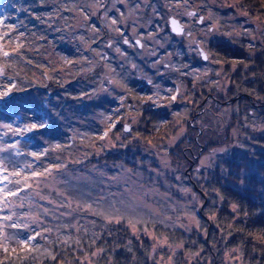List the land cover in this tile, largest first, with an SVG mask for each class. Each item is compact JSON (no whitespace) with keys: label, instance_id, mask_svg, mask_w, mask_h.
Returning a JSON list of instances; mask_svg holds the SVG:
<instances>
[{"label":"trees","instance_id":"trees-1","mask_svg":"<svg viewBox=\"0 0 264 264\" xmlns=\"http://www.w3.org/2000/svg\"><path fill=\"white\" fill-rule=\"evenodd\" d=\"M155 1L158 6L162 5L160 0ZM189 1L197 3L200 13H205L209 19L218 23L215 12L218 11L217 6L221 5L222 11L219 12H222L224 21L219 23V29L222 31L227 30L226 25L231 28L236 26V22L228 19H234L236 11L242 14L249 12L250 17L264 22V0H214L213 6L209 0ZM13 4L17 5L14 9ZM59 4L62 5L60 0H0V13L4 16L0 20L16 31H21V43L24 46L20 49V57L14 58L15 67L9 70V75L15 78L12 81L4 79L6 81L0 83L9 87L11 82L15 85L9 94L10 98L0 102V125L9 124L14 115L32 124V118L36 116L40 120L39 115L43 113L41 118L45 127L27 134L29 138H24L26 135L19 138L18 140L22 139L20 150L27 153L43 148V144L47 145V149L62 143L65 145L62 146V151H49L46 158L36 162L40 167L62 164L65 170L82 172L88 171L91 166L99 167L102 163L109 164L111 161L131 165L124 155L129 152L134 157L139 154V149L133 152L121 143H116L114 149L113 144L105 143L107 139L100 140L96 136L98 144L95 142L97 146L92 150L93 135L83 136L79 132L86 125L91 130L95 127L92 122L94 118H90V115L107 112L115 104L105 94H99L94 102L90 100L96 94L98 86L107 81L104 77L109 61L99 60V66L91 72L82 70L73 75L61 73L63 54L74 55L71 45L75 33L68 31L73 28L69 25L75 24L74 13L59 11L52 23L55 31L51 23H44L58 9H62ZM47 12H50L49 15ZM60 17L69 18L68 24H63ZM2 30L3 26H0V31ZM83 30L85 29L80 34H84ZM16 31L12 36L17 35ZM245 34L247 33L234 31L226 39L223 38V41H206L205 52L209 57L215 58L213 70H221L222 67L220 75L226 84L222 95L216 92L218 86L215 83L218 78L213 72L204 81H194L192 78L177 81L178 85L182 83L185 90L177 99L186 105L183 112L188 118L184 121V134L172 150L166 151L173 167V173L166 176L169 184L167 190L171 196L181 201L178 192L173 189L174 186H179L193 193L199 200L198 204L189 208L195 212L196 227H169L168 224L150 223L148 220L139 224V229L147 224L149 228L152 226L149 229L151 232L136 235L126 221L109 223L99 215L78 211L72 213L69 219L83 214L87 221L82 223L79 220V223L84 228L72 227L62 233L54 232L46 239L38 238L33 242L41 249L37 252L30 253L28 249L18 246L15 252L11 251L12 246L8 252L0 249V264H89L90 261L91 264H157L155 247L159 241L153 237L167 239L174 246H180L173 254L165 249L160 251L165 257L171 258L172 264H264V241L260 239L264 236V36L263 39L254 41L253 46H249L246 43L249 39ZM104 38L102 33L96 43L91 44L94 52L104 51L105 47L101 46L105 43ZM59 53L63 54L58 56ZM196 59L202 62L201 57ZM179 61L182 65L190 62L193 64L195 59L188 60L181 56ZM122 85L125 91H135L136 97L133 98L141 105V112L138 114V126L132 127V133H126L121 138L135 133L141 143L160 147L178 129L176 118L179 115L171 113L172 110L179 109L178 105L171 104V108L165 110L154 108L151 103H139L141 89L137 88L136 82L126 81ZM207 95H210V99L205 102L206 108L209 102L214 108L217 100L223 102L236 99L224 106L225 112L220 111V133L212 127V120L211 126L209 125L208 116L205 117L203 112L191 120L192 115L201 109L200 103ZM235 106L238 107L237 111ZM66 107L70 108L72 116L85 117L83 123L71 121V117L65 114ZM116 107L122 108V105L118 104ZM123 118L121 116L120 121ZM120 121L109 132L108 139L111 142L116 139V135L121 136L124 132ZM70 126H74L75 131L68 132ZM67 136L70 139L65 143L63 140ZM10 137L9 133L5 138ZM197 153L199 157L215 153V157L204 170H197L195 164V168L185 174L184 171L190 166V158ZM7 156L6 153H0V158ZM28 158L29 156L22 155L15 160L22 165ZM80 193L77 190L73 194L79 196ZM85 194L81 202H85ZM233 205L236 206L235 211ZM43 220L46 221V226L61 223L50 217H43ZM65 221L67 220L64 223ZM63 233L71 238L69 244L61 242L66 237ZM17 235L25 237L29 232H19ZM54 235L59 237L57 243ZM77 240L79 243H76ZM45 249L56 259L43 254ZM100 249L103 251H99ZM94 252H98V255L93 256Z\"/></svg>","mask_w":264,"mask_h":264},{"label":"rangeland","instance_id":"rangeland-1","mask_svg":"<svg viewBox=\"0 0 264 264\" xmlns=\"http://www.w3.org/2000/svg\"><path fill=\"white\" fill-rule=\"evenodd\" d=\"M110 1L104 5V7H108L110 5ZM213 6L214 0H209ZM136 0H133V3H135ZM162 2V9L163 12L159 13L158 5L155 0H141L142 7L140 9L139 13V19L136 24V36L135 37H141V36H147L149 34H155V39H146L143 41V43L146 45L145 48H131L126 49L125 44L122 42V39L120 36H118V39L120 37V45L116 44L114 48H112L113 52L109 54L110 58H114L111 63V68L108 65L105 67V73H107V67L111 68L113 71L110 72L109 76L119 82V84H112L109 83L108 80L105 82L103 81L100 86L97 88V92L95 95H92L91 101L94 102L96 100L97 96L99 94H105L108 98H110L111 103H115L107 112H102L96 116L90 115V118L92 119V122L95 124V127L91 130V127L86 125L84 127H81V131H79L83 136H89L93 135L91 138V144H92V150L97 146L95 144L97 136L100 137V134L102 133V129H105L106 131H109V124L116 125L117 121H120V117L123 116V121H120L123 125H129L130 130L124 131L121 136L116 135V139H112V142L108 139L105 143H109V145L113 144V148L115 149L116 143L123 144L124 147L127 146V149L130 148L131 151L137 152L139 149V154L131 157L130 153L128 152L127 155H124V158L128 159L132 164L126 165L120 161H111L108 162L109 164L102 163L99 167H93L91 166L88 171H82V172H72L70 170H65L67 173V177L65 176V173H54L61 181L65 180L68 177H84L85 179L83 181H77L73 179L72 183L73 186L79 190L81 193L85 194L84 197L85 203L90 204L94 206L95 211L104 212L105 215L108 213H115L120 217V220L126 221L127 225L129 226V221L135 224V231L132 227H130L133 234H145V232H151L146 224V226H142L139 229V224H144L148 220H150V223H159L166 225L170 227L173 225L174 227L179 228H186L191 229L192 227H196L197 225V219L195 218V212L193 210H189V208L193 205H196L199 203V200L195 197L193 193L190 191H184L183 189L179 188V186H174L173 189L178 192L179 196L181 197V201L171 196L170 192L167 190L169 187L168 181L166 179L167 175H171L173 173V167L171 165V158L166 154V151L172 150L173 147L177 144L180 137L184 134V121L188 118L187 114L183 112L185 109V106L183 102L179 99L174 101H170L168 98L171 95H175V91L179 90L178 87L171 86L169 88L167 87V90L165 92H157L156 96L153 94L154 91L152 89H148V84L146 83L147 87H143L139 94V100L141 102L139 103H151L152 106H156L159 108H165V110H168L171 108V104H177L179 109L172 110L171 113L174 115H179L176 118V123L178 125V129L174 135H171L164 143L160 144V147H158L156 144H143L140 142L139 137L137 134H133L126 138H121L122 136H125L126 133H129L131 131L132 127L138 126V119L139 118V112H141V105L137 104L135 102V91H125L124 86L122 83L124 81L133 80L135 76L137 75V71L139 69V65L135 64L134 67V73H131L128 68L127 61L130 58H134L135 56L133 53H136V55L143 60H146L149 62L150 66L153 67L154 64L159 63V59L163 60L164 62H169L171 70L177 74V78H180V81L183 82L186 78H192L194 81H204L207 78H210L211 73H215L217 75L218 81L215 83L218 86V89L216 92L222 95L223 93V86L226 85L224 80L222 79L220 72L222 70L215 69L213 70L215 66V58L209 57V55L206 53V55L209 57V59L202 61L195 66L190 62L189 67L182 68L179 63H174L171 61V57L167 56L165 54L168 47H171L173 43H176L179 39L174 36V34H168L167 31H164V27L167 24V17L169 15H173L175 18L179 19L180 22L184 25V33H191V36L183 34L182 37L185 39L186 46H184L182 49L178 50V56H184L187 55L190 60L192 58H198L199 57V50L206 48L205 44L206 41H223L226 37L233 33L234 31H238L240 33H247L245 36L249 39L247 40V45H254V41H259L263 39L264 36V22L256 19L255 17H250L249 12L242 14L240 11L234 12V19H229L231 22H236V26L233 28L230 27V25L227 26V30L222 31L219 29V23L222 24L224 19L222 16L221 5L220 7L217 6V10L215 12V16H217L219 23L217 21H213L206 16V14L200 13L203 18V22H196L197 19H192L193 22H190L185 19V16H187V12L189 10L195 11L198 9V5L195 2L189 1V5H185L183 9L177 8L175 6L176 2H179V0H160ZM52 3V1H51ZM116 3V2H115ZM195 3V4H193ZM234 3V2H233ZM118 4V3H116ZM216 4V3H215ZM124 4H122L123 6ZM16 4H13V9L16 7ZM52 6V5H50ZM49 6V9L51 8ZM61 8H63L62 5L59 4ZM86 9H84L85 11ZM98 13L100 15L104 12L103 9H101ZM199 10V9H198ZM79 9H77L74 13L75 21L77 19L80 20V23L82 27H75L70 28L71 32H74L75 34L72 36V45H71V51L74 53V55L70 54L65 56L66 54L59 53L58 56H61L63 54V66L60 68V71L62 74H69L73 75L77 72L81 73L82 69H85L89 67L87 63H81V61H84L86 58L94 57V51H84V45L80 43V40L78 39L79 36L83 35L85 38H88L90 36L89 29L92 27L98 28L97 21L95 20V15H90L89 19L87 21H84L82 17H79L77 15V12ZM86 13H90L91 9L86 10ZM127 11V8L124 7L122 10L120 8H116L114 4H112L111 9L107 11L106 14L111 15L109 19H118L121 15V13H124ZM182 11L183 14L176 15L177 12ZM15 13V12H13ZM50 12H47L49 15ZM105 13V12H104ZM93 16V19H90ZM3 14L0 13V19H2ZM53 18L49 19L47 18V22H44L45 24L53 23ZM207 20V21H206ZM104 23V21H102ZM201 23V24H200ZM63 24H65L63 22ZM76 24V22H75ZM74 24V25H75ZM123 25L127 24H120L118 27H120V30L123 28ZM213 25H215V28H213ZM53 30L55 31L56 28L53 26ZM129 27V26H128ZM65 29H68V27H65ZM84 31V34H80V31ZM99 29V28H98ZM209 29H212L209 31ZM166 30V29H165ZM132 31V29H131ZM17 35H13V37L18 36L21 34V31H16ZM78 32V33H77ZM99 34L98 36L100 35ZM181 37V38H182ZM124 38H128V32L125 33ZM107 39V38H106ZM105 39V40H106ZM103 40V42L105 41ZM193 40L195 43H193ZM117 41V40H116ZM22 42V36L18 43ZM104 44L102 43L101 46ZM208 46V44H207ZM119 48L123 55L118 54L115 52V48ZM11 50V49H9ZM101 53L104 51L99 50ZM105 54H108V52H105ZM107 61L111 62L107 58ZM70 62V63H69ZM108 62V63H109ZM188 62V61H187ZM50 64V63H49ZM220 66V63H219ZM46 69V68H45ZM47 71V69H46ZM143 71V69H142ZM85 72V71H83ZM84 74V73H83ZM124 77H126V80L121 81ZM177 79L176 77H172L171 81L175 82ZM6 80L0 78V83H4ZM215 82V80L213 81ZM10 86H12V82L10 83ZM157 89H159L158 86H155ZM165 89V86L160 85V89ZM180 88L183 89L182 83L180 84ZM181 90V91H182ZM0 91H2V88H0ZM172 91V92H171ZM182 91V92H183ZM171 92V95L169 96V93ZM134 97V98H133ZM162 97H164L162 99ZM151 98V99H149ZM210 99V95H207L202 102L203 108L200 109V113L202 112L205 114V117L208 116L209 119V125L211 126V120H212V127L215 131L221 132L222 129V123H221V113L220 111L225 112V105L234 102L236 99H229L226 101L221 102L218 104V100L216 105L213 107L211 102H209L208 108L205 106V102ZM42 101L47 103L45 98H42ZM161 101V102H160ZM1 102V101H0ZM120 103V106L122 105V108L116 107ZM201 102V103H202ZM29 103V101H28ZM200 103V104H201ZM115 107V108H114ZM238 107L235 106V110L237 111ZM120 112V113H118ZM65 114L67 116L71 117V121H78L79 123H83V118L85 117H78L72 116L70 113V108H65ZM184 114L186 118L184 119ZM215 116H212V115ZM43 113H41L40 120L36 119L35 117L32 118L34 121L32 123L39 124L43 121L41 116ZM193 116V115H192ZM87 117V116H86ZM107 117H112V120L110 122H106ZM192 119V118H191ZM206 119V118H205ZM9 124H13V127L17 126H23L25 124H28L27 122H24L23 120L18 119L16 115L13 116V118L10 120ZM115 127V126H114ZM74 126H70L68 128V132L75 131ZM63 130V129H62ZM111 130H113V127H111ZM0 131H5L4 129H0ZM63 132V131H61ZM64 133V132H63ZM132 133V132H130ZM11 135V133H10ZM31 135V134H30ZM21 137H16L11 135L10 139L7 140L6 138L2 143H14ZM24 138H29L27 135ZM23 138V139H24ZM68 136L66 140H63V142L68 143L69 142ZM22 140V139H21ZM19 140V144L20 141ZM97 143V142H96ZM98 144V143H97ZM65 144L62 143L61 146H64ZM67 145V144H66ZM43 148H38L32 152L36 151H43L44 149H47V145L43 144ZM19 147V145H18ZM123 147V148H124ZM107 148V147H106ZM154 152V153H153ZM200 153V152H199ZM199 153L196 155H192L190 158V166L185 170H190L191 168H195V164L197 170H204L205 168L209 167V163L211 160L214 159L215 153H210L209 155H203L199 157ZM6 155H9L6 153ZM18 157H14V159H17ZM31 157L29 156L28 160L31 161ZM198 160V161H197ZM124 170H128L131 173L130 178L125 182L121 180L120 182H113L110 177L120 176L123 174ZM184 171V173H185ZM196 177V175H194ZM181 181H179L180 183ZM62 187L63 185H59ZM85 192H83V191ZM44 194H47L48 190H43ZM55 196V193L52 194ZM43 207H51V205H47L43 201H39ZM188 209V211H187ZM24 211V209L20 210ZM60 211H66L65 209H61ZM87 211H82L81 213H84ZM43 219V217H42ZM67 221H65L66 224L73 223L74 225H80L79 220L82 221V223L87 221V218L83 216V214H78L75 218L69 219V217L65 218ZM45 221V220H44ZM70 221V222H69ZM46 222V221H45ZM72 225V224H70ZM72 227H67L66 230L71 229ZM65 229H61L55 233H62L66 231ZM149 235L151 233H148ZM64 236L67 235V233H63ZM63 238V237H62ZM56 236L54 235V241L57 243ZM156 240L161 241L164 240L163 238H157ZM159 243L156 244L155 251L157 252L158 260L161 264L168 263L169 257H165L163 253H160L161 249H165L166 252L173 254L175 250H179V247L176 245L174 246L170 242H168L167 246H158ZM91 262V261H90Z\"/></svg>","mask_w":264,"mask_h":264},{"label":"snow or ice","instance_id":"snow-or-ice-1","mask_svg":"<svg viewBox=\"0 0 264 264\" xmlns=\"http://www.w3.org/2000/svg\"><path fill=\"white\" fill-rule=\"evenodd\" d=\"M107 2L108 0H60L63 8L58 9L57 12L53 13L52 17H49V19L58 16L59 11L61 10L76 12L77 9H79L77 15L82 17L84 21H87L90 15H95L96 12L103 9L105 12L103 26L108 28L110 32L117 33L121 37L122 42L125 45H129V39L124 38L125 33L120 30L118 25H129L132 28L133 37L136 36V24L142 7L141 0H136L135 3H133V0H115L116 3L124 4L127 8V11L121 13L118 19H109L107 17L106 13L109 9L104 7ZM187 4L188 0H179V2L175 3V6L183 9ZM85 8L91 9V12L86 13L84 11ZM181 14H183L182 11L176 13V15ZM186 14L188 17L196 15V13L192 11H188ZM60 19L65 24H68L69 18L60 17ZM203 19L205 18H201L198 22H203ZM170 23L173 32L191 36V33H184V26L181 25L177 19H171ZM0 26H3V30L0 31V78L12 81L15 77L9 75V70L15 67L16 60L14 58L20 57V49L24 47L22 43H18L22 34L13 37L12 33L15 32L16 29L12 26L5 25L2 20H0ZM69 26L73 28L82 27L79 19L76 20L75 25ZM213 28H215V25H213ZM211 30L212 29H209V31ZM99 31L100 29L92 27L89 29L90 36L88 38H85L83 35L78 37L80 43L84 45V51H92L91 44L96 43ZM146 39H155V34L135 38V46L145 48L146 45L143 41ZM193 43H195L194 40ZM103 47L114 48V44L112 42H106ZM114 50L118 54L123 55L118 47ZM21 59L23 58L21 57ZM106 59L107 57L100 51H95L94 57H89L84 61H81V63H87L89 65V67L82 70L91 72L93 68L99 66V60ZM204 59L207 60L209 57L204 54ZM107 71L112 72L113 70L109 67ZM104 78L108 80L109 83L119 84L117 80L110 76L106 75ZM0 88L3 89V91H0V101H4L6 98H10L9 94L13 88H15V85L13 84L9 87L7 84H3L0 85ZM176 99V95H171L169 97L170 101ZM111 120L112 117L106 118V122H110ZM114 126V124H109L108 130L110 131L111 127ZM44 127L45 125L43 122L39 124H25L17 127H13L11 124L0 125V129L5 130L0 131V153L9 154L7 157L0 158V249H3L5 252L9 251L10 246H12V252L17 250L16 246L19 248H26L30 253L41 251V249L33 243L38 238L46 239L48 235H51L60 229L66 230L69 226L78 229L84 228L82 225H70L64 223L65 218L78 211H87L92 215H99L109 223L113 221L116 223L120 222V217L117 214L108 213L105 215L104 212L95 211L93 205L81 202L83 193H80L79 196L73 194L77 191L73 186V179L83 181L85 179L84 177L73 176L61 181L56 175H54V173H65V176L67 177L64 165L50 164L49 166L40 167L36 163L42 161L43 158H46V154L49 151H62L63 148L61 145H56L54 148L44 149L43 151L25 153L18 147L19 140L14 143H2L9 133L13 136L22 138L33 131L43 129ZM124 130H129L127 125H125ZM107 136L108 132L106 131L99 137V139L104 140ZM22 155L30 156L32 158L31 161L25 160L21 165L20 162L14 159V157ZM130 176L131 173L128 170H124L122 175L110 177V179L113 182H120L121 180L126 182ZM59 185L63 186L60 187ZM44 189L48 190L47 194H44ZM184 191H187V189ZM53 193H55V196L52 195ZM39 201H43L47 205H51V207H43ZM22 209H24V211H20ZM61 209H65L66 211H60ZM235 209L236 206L233 205V210L235 211ZM42 217H50L53 221H61V223L46 226ZM129 226L135 231L134 223L129 221ZM10 230L15 231L13 232ZM19 232H29V235L20 237L17 235ZM57 238L59 239V237ZM70 239V237L66 236L61 242L63 244H69ZM153 239L155 240L156 238L153 237ZM260 239L264 241V236H261ZM76 243H79V241L77 240ZM167 244V239H164L159 241L158 246H167ZM177 247L180 246L178 245ZM99 251H103V249H100ZM233 251L236 250L234 249ZM43 254L53 260L56 259V257L46 249L43 250ZM92 255L96 256L98 255V252H94ZM85 259L87 260L88 257H85ZM89 264H91V262H89ZM157 264H160V262L158 261ZM168 264H172L171 258H169Z\"/></svg>","mask_w":264,"mask_h":264},{"label":"flooded vegetation","instance_id":"flooded-vegetation-1","mask_svg":"<svg viewBox=\"0 0 264 264\" xmlns=\"http://www.w3.org/2000/svg\"><path fill=\"white\" fill-rule=\"evenodd\" d=\"M112 4H114L115 5V7L116 8H120V10H122L124 7H126L125 5H123L122 6V4H120V3H118V4H116L115 3V0H111L110 1V5L108 6V7H106V8H108V9H111V7H112ZM187 5H189V3L187 4ZM189 11H192V10H189ZM193 12H195L196 13V15L195 16H193V17H190V18H192V19H197V23H198V20H199V16H201V14H200V11L197 9V10H195V11H193ZM104 15H105V13L103 12L102 13V20H103V17H104ZM107 15V17L109 18V17H111V15H109V14H106ZM188 16H185V19L186 20H188V21H190V22H193V20H191ZM179 20V19H178ZM180 21V20H179ZM76 22V21H75ZM97 22H102L101 21V18L99 17L98 19H97ZM103 23V22H102ZM181 23V22H180ZM202 23V22H201ZM200 23V24H201ZM104 24V23H103ZM182 24V23H181ZM183 25V24H182ZM129 25H123V28L121 29V31L122 32H124V33H126V32H128V38L127 39H129V41H130V43H129V45H125V48L126 49H131V48H140V47H137V46H135V38H137V37H133V35H132V31H131V27L129 26ZM184 26V25H183ZM120 28V27H119ZM166 29V30H165ZM165 31H167V33L168 34H170L169 33V30H168V27L165 25V27H164V31L163 32H165ZM103 32H104V36H105V38H104V40H105V43L106 42H112L113 44H114V46L116 45V44H119L121 41H120V37H119V39H118V34L117 33H113V32H110L109 30H108V28H106V27H104V29H103ZM173 35V34H172ZM182 35L183 34H181V35H174L176 38H178L179 40L176 42V43H173L172 45H171V47H168V49L166 50V52H165V54L167 55V56H170L171 57V61L173 62V64L174 63H179V65L182 67V68H186V67H189V64L190 63H188V64H184V65H182L181 64V62L179 61V59H180V57L181 56H178V50L179 49H182L184 46H186V42L184 41L185 39L182 37ZM182 37V38H181ZM117 40V41H116ZM120 45V44H119ZM105 51H104V56H106L109 60H111V62H109V66L111 67L112 65L114 66V64L112 63V60L114 59V58H110L109 57V54L110 53H112L113 52V50H112V48H106L105 47V49H104ZM105 52H108V54H105ZM116 52V51H115ZM175 53V54H174ZM134 54V56H135V59L134 58H130L128 61H127V63H128V68H129V71L131 72V73H134L135 71H134V67H135V64H138L139 65V69H138V71H137V75L135 76V78L133 79V80H129L130 82H132V81H134V82H136V84H137V88H140V89H142L143 87H147L146 86V83L149 85L148 86V89H152L153 91L154 90H156V91H154L153 92V94L156 96V94H157V92H165L166 90H167V87L169 88V86H174V87H177L178 86V84L176 83V81L175 82H172L171 81V78L172 77H177V74H175L172 70H171V67H170V63L169 62H164L163 60H160L159 59V63H156V64H154V66L153 67H151L150 66V64H149V62H147L146 60H143L142 58H140V57H138L137 55H136V53H133ZM188 60H190V58L187 56V55H184ZM199 57H200V55H199ZM195 59V62L193 63V65L195 66L196 64H198V63H200V62H198V60L196 59V58H194ZM114 61V60H113ZM111 63H112V65H111ZM111 68H114V67H111ZM107 69H108V67H107ZM142 69H143V71H142ZM134 71V72H133ZM110 72H107V76H109L110 74H109ZM121 79H122V77H120ZM127 78L126 77H124L121 81H123V80H126ZM128 81V82H129ZM126 81H124L123 83H125ZM160 85H163V86H165V89L163 88L162 90L160 89ZM155 86H158L159 87V89H157ZM171 87V88H172ZM170 88V89H171ZM180 89V91H179V93H178V95H181L182 94V89L181 88H179ZM184 89V88H183ZM182 90V91H181ZM164 97H162V99H163ZM161 102V101H160ZM176 102V100H174V103Z\"/></svg>","mask_w":264,"mask_h":264},{"label":"water","instance_id":"water-1","mask_svg":"<svg viewBox=\"0 0 264 264\" xmlns=\"http://www.w3.org/2000/svg\"><path fill=\"white\" fill-rule=\"evenodd\" d=\"M173 18H175V17H173V16H169V18H168V27H169V30H170V32L173 33V34L180 35V34H177V33H175V32L172 31V26H171L170 21H171V19H173ZM175 19H176V18H175ZM200 19H201V17L199 18V20H200ZM177 20H178V19H177ZM199 20H198V21H199ZM178 22H179V20H178ZM179 23H180V22H179ZM200 54H201L202 59L205 60V59H204V54H205V52L200 50ZM203 103H204V102L201 103L202 108H203ZM128 128H129V127H128ZM124 129H125V128H124ZM185 173H187V171H185Z\"/></svg>","mask_w":264,"mask_h":264}]
</instances>
